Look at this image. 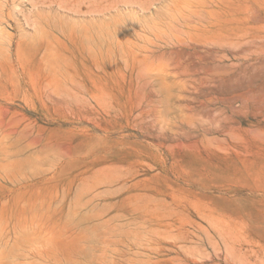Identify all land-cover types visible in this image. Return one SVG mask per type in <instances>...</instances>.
<instances>
[{"label":"rangeland","instance_id":"374dc122","mask_svg":"<svg viewBox=\"0 0 264 264\" xmlns=\"http://www.w3.org/2000/svg\"><path fill=\"white\" fill-rule=\"evenodd\" d=\"M0 264H264V0H0Z\"/></svg>","mask_w":264,"mask_h":264}]
</instances>
